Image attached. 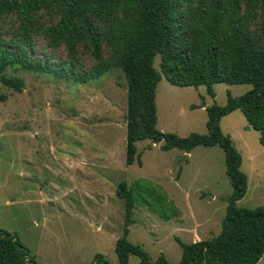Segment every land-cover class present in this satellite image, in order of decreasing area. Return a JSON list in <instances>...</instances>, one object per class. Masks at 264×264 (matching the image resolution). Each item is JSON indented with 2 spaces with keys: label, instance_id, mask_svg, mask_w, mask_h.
Wrapping results in <instances>:
<instances>
[{
  "label": "rangeland",
  "instance_id": "obj_1",
  "mask_svg": "<svg viewBox=\"0 0 264 264\" xmlns=\"http://www.w3.org/2000/svg\"><path fill=\"white\" fill-rule=\"evenodd\" d=\"M33 42L36 54L65 56L63 47L50 50L40 35ZM78 51L83 66H90L86 49ZM157 62L156 57V69ZM5 76L19 78L22 86L16 92L0 84V229L15 235L36 264H90L94 254L117 264L114 244L123 227V201L116 195L120 182L133 199L125 239L150 262L162 256L176 264L177 240L188 244L218 233L231 190L221 149L197 146L186 156L160 150L162 142L141 140L135 143L141 165L126 166L120 70L86 83L18 69H7ZM248 90L247 84L218 83L210 98L202 86L177 88L161 77L154 95L155 128L177 137L205 134L200 98L204 106H222L227 95L237 98ZM219 127L240 155L239 169L246 176V192L235 206L264 205V148L258 134L238 110L222 117ZM136 180L143 185H132ZM170 207L175 216L164 221L157 213L167 215ZM139 261L129 255L126 264ZM257 264H264V253Z\"/></svg>",
  "mask_w": 264,
  "mask_h": 264
},
{
  "label": "trees",
  "instance_id": "obj_2",
  "mask_svg": "<svg viewBox=\"0 0 264 264\" xmlns=\"http://www.w3.org/2000/svg\"><path fill=\"white\" fill-rule=\"evenodd\" d=\"M48 15L50 20H45ZM37 35L50 50L63 47L64 58L36 54L33 37ZM82 47L91 58L88 67L79 59ZM7 69L71 83L120 70L125 80L126 166L134 161L141 165L135 147L141 140L162 142L160 150L185 154L197 146H218L231 188L219 231L188 244L177 240L181 255L176 264H257L264 253V205L235 206L246 192V176L239 169L240 155L221 133L219 121L238 110L264 148V0H0V84L19 92L22 81L5 76ZM161 77L177 88L202 86L210 98L212 86L218 83L247 84L250 90L237 98L227 95L222 106H204L201 97L205 134L177 137L155 128L154 95ZM132 185H143L142 180ZM130 191L124 182L116 188L123 201L122 236L114 244L117 264H126L129 255L137 256L138 264H168L162 256L150 262L138 246L126 241L132 223ZM144 203L152 209V204ZM169 211L157 214L167 221L175 216L173 208ZM0 264L36 263L15 235L0 229ZM90 264L108 263L94 254Z\"/></svg>",
  "mask_w": 264,
  "mask_h": 264
},
{
  "label": "crops",
  "instance_id": "obj_3",
  "mask_svg": "<svg viewBox=\"0 0 264 264\" xmlns=\"http://www.w3.org/2000/svg\"><path fill=\"white\" fill-rule=\"evenodd\" d=\"M186 156H188V154H186Z\"/></svg>",
  "mask_w": 264,
  "mask_h": 264
}]
</instances>
